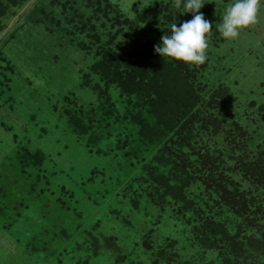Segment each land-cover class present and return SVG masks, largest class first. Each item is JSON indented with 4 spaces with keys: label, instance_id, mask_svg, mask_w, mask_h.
Instances as JSON below:
<instances>
[{
    "label": "rangeland",
    "instance_id": "374dc122",
    "mask_svg": "<svg viewBox=\"0 0 264 264\" xmlns=\"http://www.w3.org/2000/svg\"><path fill=\"white\" fill-rule=\"evenodd\" d=\"M98 1L0 0V264H264V189L235 171L264 158V3L234 40L216 27L231 0L200 9L213 27L196 82L222 128L195 133L193 160L200 147L222 154L221 170L258 207L238 215L200 171L185 192L171 166L156 184L146 164L164 141L148 147L146 124L107 121L100 108L131 117L137 102L105 94L91 74L100 45L159 43L192 14L176 0H104V17Z\"/></svg>",
    "mask_w": 264,
    "mask_h": 264
},
{
    "label": "trees",
    "instance_id": "16d2710c",
    "mask_svg": "<svg viewBox=\"0 0 264 264\" xmlns=\"http://www.w3.org/2000/svg\"><path fill=\"white\" fill-rule=\"evenodd\" d=\"M97 3L99 7L105 3L103 10L106 13L104 17H106L108 11L111 10L110 5L104 0ZM128 26L131 29V25L128 24ZM134 38L132 36L123 37L122 41L127 40L128 44L123 45L121 53L111 47L109 41L103 46L100 45L96 61L91 68L92 76L97 77L98 83L103 85L105 94L118 91L121 95L133 97L137 102L131 112V117L128 114L119 116L115 105L100 108L103 116L107 121L112 117L119 119L116 123H121L127 130H129V127H126L129 125L128 120H134L131 122L134 125L146 124L150 135L148 147L164 141L162 148L153 154V158L146 164L149 165L148 175L151 173L153 177L159 178L155 181L156 184L164 176L165 167L171 166V171L168 170L167 173L170 174L173 182L182 183L181 188L185 192L195 181H199L196 177L197 171H200L208 178L207 186H205L209 187L208 190L213 191L222 205L229 207L238 215L249 214L251 207L257 210L256 205L248 207V198L232 186L235 184L221 170L222 154L215 157L200 147L197 152L200 159L198 162L193 160L196 155L195 152H192L194 147L192 144L197 146L198 143L194 140L197 137L195 133L198 130L206 131L208 127H213L215 132L222 128L221 120L215 117L211 111L213 104L217 103L215 98L213 99L211 96V100L207 103L201 101L203 99L200 95L202 88L196 82V76L199 74L198 68L170 58H162L154 52V46L157 43L153 40H144L140 34ZM113 39L111 38V40ZM136 40L143 43L141 48L135 47ZM178 84L185 87L184 89L189 93H184L186 97L184 100L178 93ZM181 93H183L182 90ZM109 107L111 108L109 109ZM125 111L127 110L125 109ZM139 129L138 127V136L140 137L141 129ZM236 129L240 128L237 126ZM173 138L178 142L175 143ZM174 147L176 148L173 149ZM185 148L190 149L187 150L190 153L189 156L184 152ZM244 153L246 154V151ZM242 161L240 162L241 167L235 171L238 173L241 171L245 177L253 178L255 181L253 183L264 189L263 154L258 153L256 158L245 164ZM178 172L182 176L177 177L176 173ZM227 180L231 185L226 183ZM207 228L210 229L208 224Z\"/></svg>",
    "mask_w": 264,
    "mask_h": 264
},
{
    "label": "clouds",
    "instance_id": "9594fccd",
    "mask_svg": "<svg viewBox=\"0 0 264 264\" xmlns=\"http://www.w3.org/2000/svg\"><path fill=\"white\" fill-rule=\"evenodd\" d=\"M262 3L264 0H231L221 22L216 25L221 37L234 40L239 37L241 30L255 25ZM204 4V0H176V8L182 7L180 14L191 13L192 19L179 26L173 23L170 32L162 35L160 42L154 46V52L162 58H170L189 66L205 64L209 47L207 34L213 24L200 11Z\"/></svg>",
    "mask_w": 264,
    "mask_h": 264
}]
</instances>
